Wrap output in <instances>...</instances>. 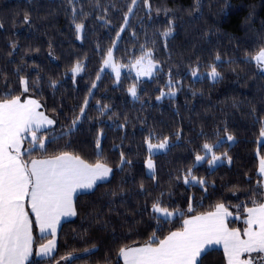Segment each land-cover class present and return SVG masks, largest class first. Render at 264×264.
<instances>
[{
	"label": "trees",
	"instance_id": "1",
	"mask_svg": "<svg viewBox=\"0 0 264 264\" xmlns=\"http://www.w3.org/2000/svg\"><path fill=\"white\" fill-rule=\"evenodd\" d=\"M148 3L150 8L144 0L135 6L132 0H0V98L20 95L19 78L26 76L30 91L22 98L40 100L56 121L39 133L47 138L46 150L29 152L31 142L26 139L24 158L70 152L114 170L107 180L75 197L77 215L61 223L51 256L35 255L36 246L49 235H39L33 226L32 251L25 264H123L120 247L143 245L153 232L162 239L179 230L187 217L212 211L217 203L232 212L229 228L242 230L244 209L253 199L264 200V189L257 184L263 180L259 162L264 157V72L250 59L264 47V0ZM73 21L85 25L81 39ZM169 21L173 33L164 37ZM109 48L115 62L126 66L151 49L158 68L140 79L125 67L117 81L109 70H102ZM77 61L84 70L73 78ZM212 65L220 73L215 80L208 76ZM193 70L198 72L195 77ZM169 80L175 96L157 100L161 92H169ZM37 81L39 87H31ZM51 81L57 82L55 87ZM133 84L135 98L128 92ZM86 98L85 113L73 128ZM229 134L234 140H227ZM165 137L168 147L151 155L155 170L148 174L146 141ZM205 143L214 145L216 155L227 153L231 162L209 165V154L195 163ZM121 152L131 163L121 165ZM189 169V178L206 183L185 184ZM157 199L183 215L159 218L151 211ZM69 253L68 260H61ZM202 264H226L223 250L208 248Z\"/></svg>",
	"mask_w": 264,
	"mask_h": 264
},
{
	"label": "snow or ice",
	"instance_id": "2",
	"mask_svg": "<svg viewBox=\"0 0 264 264\" xmlns=\"http://www.w3.org/2000/svg\"><path fill=\"white\" fill-rule=\"evenodd\" d=\"M69 3H73V0H69ZM136 3L137 0H132L133 6ZM144 3L150 8L148 0H144ZM132 11L133 8L129 7L128 12ZM73 13L75 14V8ZM24 19L28 22L29 16L25 14ZM73 23L77 39H81L85 25L75 21ZM125 24H127V14ZM171 24L172 22L169 21V27L162 33L164 37L172 35ZM119 36L118 32L117 38ZM12 47L15 48L16 45L13 44ZM250 59L264 69V47ZM103 66L111 68L119 81L121 69L124 67L135 69L137 77H150L157 70L158 62L153 59L152 50L147 49L131 65H121L115 62L113 49L109 48ZM83 70V62L77 61L71 69L73 78ZM16 71L19 72L20 69L17 68ZM191 74L195 77L198 72L193 70ZM208 76L213 80L220 76L215 65L211 66ZM4 78L7 79L6 76ZM97 79H100L99 74ZM19 83L22 88L20 95L8 93L0 98V264H25L32 251L34 225L42 235L52 237L46 243L39 245L38 254L51 256L56 248L57 229L62 218L77 215L75 197L92 190L98 182L107 180L114 171L107 163L100 160L89 163L70 152H59L44 158L26 160L25 152L22 151L24 141L29 139L31 142L29 152L36 148L46 150L47 138L39 133L56 121L41 111L40 100L31 97L22 99V96L30 91L29 79L20 76ZM50 83L55 87L57 82ZM169 85V92H161L157 100L165 95L175 96L176 92L171 87V80ZM96 86L93 82L92 88ZM31 87L38 88V81L32 82ZM128 92L135 98L136 85L130 86ZM87 105L86 98L80 108V116L72 121L73 128L84 115ZM104 107L107 108V105ZM102 135L101 132L97 136V149L101 148ZM260 135L264 137V127L261 128ZM227 140L232 141L234 137L229 134ZM146 143L149 153H153L166 149L168 138L165 137L158 144H153L150 140ZM202 147L206 154L211 153L209 165L216 164L222 158H227L228 162H231V157L227 156V153H224L223 157L216 155L212 151L214 145L205 143ZM205 158L206 156L197 154L195 161L199 163ZM120 163L121 165L131 163L126 160L123 152ZM147 168L152 171L155 169L151 158L147 160ZM191 171L189 169L188 174L184 176L185 184L190 182ZM259 172L264 175V157L260 159ZM192 181L200 185L206 183L203 179L196 181L194 176ZM257 184L264 189V180L257 181ZM251 203V207L244 209L246 226L242 230L229 228L227 221L228 217L232 216V212L224 203H217L212 211L184 219L179 230L169 232L164 238H158L153 232L147 243L140 246H122L118 250V255L123 259V264H202V257L207 253L208 248L222 244L227 264H264V202L253 199ZM151 211L158 214L159 218L173 217L177 213L183 215L179 209L170 210L162 206L160 199L152 203ZM188 211H192L191 203ZM71 256L72 254L69 253L61 257V260H68ZM56 264L60 262L57 261Z\"/></svg>",
	"mask_w": 264,
	"mask_h": 264
},
{
	"label": "rangeland",
	"instance_id": "3",
	"mask_svg": "<svg viewBox=\"0 0 264 264\" xmlns=\"http://www.w3.org/2000/svg\"><path fill=\"white\" fill-rule=\"evenodd\" d=\"M259 51V50H258ZM257 51V52H258ZM256 52V53H257ZM255 53V54H256ZM254 54V55H255ZM104 61V60H103ZM134 62V61H133ZM119 64V63H118ZM132 63H130V65H131ZM127 68H129V70H131L132 72H133V74L137 77V75H136V70L135 69H133V68H131V67H127ZM102 69H104V70H109L114 76H115V73H114V71L111 69V68H106V67H104L103 66V63H102ZM125 69V67L124 68H122L121 69V72H122V70H124ZM259 69L262 71V72H264V69H261L260 67H259ZM210 71H208V73H209ZM115 78H116V76H115ZM137 78H140V79H144V78H148V77H145V76H141V77H137ZM132 96V95H131ZM133 97V96H132ZM29 140V139H28ZM148 140H150V139H148ZM147 140V141H148ZM164 140V139H163ZM163 140H159V141H151V143H153V144H158V143H160L161 141H163ZM30 141V140H29ZM168 144H169V140H168ZM146 148H147V143H146ZM148 150V149H147ZM165 149H162V150H157V151H154L153 153H149V151H148V155H147V158H146V160H145V170H146V172L148 173V174H153L154 173V171H152V170H149L148 168H147V160L149 159V158H151V160L154 162V160H153V158H152V154H154V153H157V152H161V151H164ZM210 154V159H211V153H203L202 155L203 156H207V155H209ZM218 156H222V155H218ZM223 157V156H222ZM224 160H227V158H222L220 161H218L216 164H218V163H220V162H222V161H224ZM195 163H197L196 161H195ZM216 164H214V165H212V166H215ZM155 170V169H154ZM263 180H264V175H263ZM189 181H192V178H189ZM196 181H197V179H196ZM192 182H195V181H192ZM158 215V214H157ZM169 218H172V217H169Z\"/></svg>",
	"mask_w": 264,
	"mask_h": 264
},
{
	"label": "crops",
	"instance_id": "4",
	"mask_svg": "<svg viewBox=\"0 0 264 264\" xmlns=\"http://www.w3.org/2000/svg\"><path fill=\"white\" fill-rule=\"evenodd\" d=\"M23 98H27V97H23ZM22 98V99H23ZM31 98H33V97H31ZM35 99V98H34ZM41 111H43L50 119H52L44 110H43V108H41ZM52 126V125H51ZM48 127H50V126H48ZM48 127H46L45 129H47ZM44 129V130H45ZM25 143V142H24ZM24 149V144H23V146H22V150ZM44 158V157H43ZM259 164H260V162H259ZM101 182V181H100ZM263 202H264V200H263ZM31 215V214H30ZM197 215H199V214H197ZM193 216V215H192ZM190 217V216H189ZM189 217H187V218H189ZM246 217V216H245ZM69 218H71V217H65V218H62V220H61V223L63 222V221H65V220H67V219H69ZM61 223H60V225H61ZM60 225L58 226V229H57V233H58V230H59V227H60ZM246 226V225H245ZM37 228V227H36ZM37 232L39 233V235H41V236H44V235H42L40 232H39V230H38V228H37ZM169 234V233H168ZM167 234V235H168ZM52 237L49 235V238L47 239V240H49V239H51ZM56 239H57V236H56ZM47 240H45L43 243H46L47 242ZM42 244V243H41ZM135 246H140V245H135ZM211 247H219V248H221L222 250H223V245L222 244H220V245H212V246H210L209 248H211ZM38 250H39V245L38 246H36V248H35V255L37 256V257H46V256H44V255H40V254H38ZM224 252V251H223ZM31 255V254H30ZM30 255H29V257H30ZM29 257H28V259H29ZM121 258V257H120ZM226 258V257H225ZM27 259V260H28ZM27 260L25 261V263L27 262ZM121 260H122V263H123V259L121 258ZM226 264H227V260H226Z\"/></svg>",
	"mask_w": 264,
	"mask_h": 264
}]
</instances>
